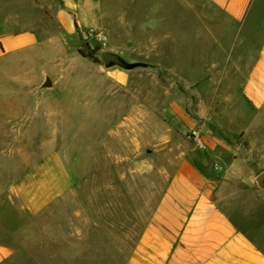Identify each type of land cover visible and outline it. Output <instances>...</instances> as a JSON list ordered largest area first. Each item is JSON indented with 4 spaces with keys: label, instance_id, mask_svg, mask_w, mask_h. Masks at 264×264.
Returning <instances> with one entry per match:
<instances>
[{
    "label": "crops",
    "instance_id": "obj_1",
    "mask_svg": "<svg viewBox=\"0 0 264 264\" xmlns=\"http://www.w3.org/2000/svg\"><path fill=\"white\" fill-rule=\"evenodd\" d=\"M52 1L49 15L43 11L36 23L23 28L22 15L15 12L0 26V61L7 62L0 65V143L13 146L9 154L23 153L16 141L31 137L44 107L47 114L41 122L50 125L53 137L55 116L46 99L55 91L62 99L84 85L65 83L57 88L53 76L72 74L71 60L90 61L78 52V34L93 24L90 18L99 0ZM203 1L220 17L208 26L206 64L190 72H173L179 79L174 98L164 102L159 113L179 134L197 129L206 149L189 148L172 164L125 264H264L261 218L228 212L236 202L229 190L237 186L228 178L230 172L247 169L243 156L263 153L264 148V0ZM105 72L116 77L115 90L128 87L124 72ZM46 76L51 88H42ZM28 105L31 123L28 117H19ZM128 118L135 122V107ZM11 122L30 125L10 126ZM7 139L14 141L7 144ZM0 153L6 155V149ZM6 170L0 163V264L38 262L25 259L23 252L33 242L28 218H36L58 196L53 150L24 177L15 169L13 175L19 177L4 178ZM63 186H70L69 178Z\"/></svg>",
    "mask_w": 264,
    "mask_h": 264
},
{
    "label": "rangeland",
    "instance_id": "obj_2",
    "mask_svg": "<svg viewBox=\"0 0 264 264\" xmlns=\"http://www.w3.org/2000/svg\"><path fill=\"white\" fill-rule=\"evenodd\" d=\"M54 4L52 0H0V26L17 12L25 28L36 23L43 11L49 15ZM93 15L89 28L106 32V51L146 61L161 71L124 72L129 85L115 90L116 77L103 69L104 53L78 34L79 49L91 51L98 63L74 59L72 74L53 76L57 88L65 83L84 84L68 92L69 96L64 93L62 99L60 91L46 99L53 106L49 113L55 116L53 137L50 125L47 128L41 122L47 114L44 107L31 137L16 141L22 154H9L13 146L0 143V152H7L0 153L7 179L19 177L13 175L15 169L24 177L53 150L58 196L36 218H28L27 231L34 235L23 255L38 262L20 264H125L164 190L170 167L181 153L195 148L188 131L177 133L159 108L174 98L179 81L174 71L190 72L206 64L208 26L220 19L218 13L203 0H99ZM223 57L220 53L218 58ZM6 63L0 61V65ZM132 107L134 123L127 119ZM30 108H23L19 117H28L31 123ZM262 152L243 156L247 169L234 170L228 177L237 184L229 190L236 202L228 212L235 217L254 213L261 218L260 224H264V191L257 188L255 178L264 171V148ZM67 178L69 187L63 186Z\"/></svg>",
    "mask_w": 264,
    "mask_h": 264
},
{
    "label": "water",
    "instance_id": "obj_3",
    "mask_svg": "<svg viewBox=\"0 0 264 264\" xmlns=\"http://www.w3.org/2000/svg\"><path fill=\"white\" fill-rule=\"evenodd\" d=\"M103 69L105 71L118 69L126 73L144 70L161 71V69L154 64L146 61L131 59L124 55L109 51H106L103 54ZM51 86V79L46 76L42 84V88H51ZM255 184L259 190L264 191V171L256 176Z\"/></svg>",
    "mask_w": 264,
    "mask_h": 264
},
{
    "label": "built area",
    "instance_id": "obj_4",
    "mask_svg": "<svg viewBox=\"0 0 264 264\" xmlns=\"http://www.w3.org/2000/svg\"><path fill=\"white\" fill-rule=\"evenodd\" d=\"M81 38L87 41V43L91 42L95 46H98L102 53L106 52L108 49V37L103 29L87 28L86 30L82 31ZM188 139L197 149H206L202 135L197 129L193 128L188 131Z\"/></svg>",
    "mask_w": 264,
    "mask_h": 264
},
{
    "label": "trees",
    "instance_id": "obj_5",
    "mask_svg": "<svg viewBox=\"0 0 264 264\" xmlns=\"http://www.w3.org/2000/svg\"><path fill=\"white\" fill-rule=\"evenodd\" d=\"M78 52L82 57L91 59L93 62L98 63L97 60L92 56L91 51L87 50V52H85V51L79 49Z\"/></svg>",
    "mask_w": 264,
    "mask_h": 264
}]
</instances>
